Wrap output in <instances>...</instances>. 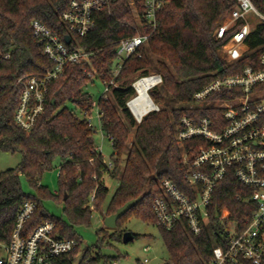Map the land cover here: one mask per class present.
Listing matches in <instances>:
<instances>
[{"label": "trees", "instance_id": "16d2710c", "mask_svg": "<svg viewBox=\"0 0 264 264\" xmlns=\"http://www.w3.org/2000/svg\"><path fill=\"white\" fill-rule=\"evenodd\" d=\"M253 2L264 12V0ZM70 3L71 0H0V50L11 53L9 59L0 63V154L12 152L22 156L16 167L0 171V243L10 241L17 213L30 200L36 207L26 231L53 222L60 237L77 241L76 248L62 255L57 264H74L83 243L78 227L90 225L93 210L102 208L109 193L105 182L109 174L119 177V184L108 203L106 216L128 200L145 195L119 218L112 232L108 228L98 230L102 238L87 246L79 262L99 264L104 259L108 263L110 256L101 252L103 238L122 241L123 225L131 215L158 225L153 204L164 195V179H171L185 193L191 195L194 191L185 177L188 164L183 154L191 146L196 152L200 142H178L181 119L188 116L198 123L202 117L210 116L213 128L226 125L222 109L212 103L230 93L214 94L203 105L195 103L194 94L216 77L241 72L247 65L260 66L264 23H256L248 35V51L228 61L222 55L223 45L241 22L223 38H218L216 31L236 0H165L155 26L145 24L140 0L134 4L130 0H109L102 10L94 12L95 25L83 36L74 35L62 18ZM34 19L43 21L65 42L70 35V47L81 46L92 52L91 63L96 73L90 75L82 64L66 67L61 76L48 82L45 111L35 126L26 130L14 119L22 91L18 79L26 74H42L54 66L33 36ZM141 30L150 33L147 43L140 48L142 55L132 54L124 62L115 76L119 86L98 99L99 126L91 124L86 112L94 110V100L88 87L96 77L102 81L114 77L117 41ZM151 71L163 76V83L149 90L152 99L162 106L146 113L138 122L127 105L135 93L131 77ZM99 129L112 142L113 168L98 149L95 134ZM57 159L58 189L52 191L42 183V178L55 167ZM22 176L30 191L24 189ZM251 195L252 189L241 183L231 169L213 192L208 205L209 220L200 234L191 233L184 221L170 230L158 225L169 252L164 264H210L213 248L228 242L229 222L243 224L253 214L254 204L247 201ZM49 200L62 204L67 218L51 213L46 206Z\"/></svg>", "mask_w": 264, "mask_h": 264}, {"label": "built area", "instance_id": "2783aa9c", "mask_svg": "<svg viewBox=\"0 0 264 264\" xmlns=\"http://www.w3.org/2000/svg\"><path fill=\"white\" fill-rule=\"evenodd\" d=\"M130 2L134 4L135 0ZM140 2L143 5L142 18L145 24L155 26L158 11L165 0ZM108 3L109 0H71L62 18L74 35L83 36L95 25L94 12L102 10ZM239 22V29L223 45L222 55L228 61L248 51L246 39L256 23H264V12L259 10L253 0H236L228 20L217 29V37H225ZM31 25L33 36L42 52L54 61V66L42 74H26L18 79L22 91L14 119L17 125L26 130L33 128L38 117L45 111L48 82L61 76L66 67L82 64L90 75L96 73L91 63L92 52L81 46L70 47L58 33L39 19H34ZM149 37L150 33L141 30L117 41L112 69L114 77L109 81L103 80L104 94L111 93L113 88L119 86L115 76L132 54L142 55L140 48ZM10 56L9 51L0 50V63ZM148 77L154 79L151 88L163 83V76L159 72L143 75L137 80ZM223 92L230 94L215 100L212 105L222 109L226 125L213 128L214 121L210 116L202 117L198 123L188 116L181 119L178 142L184 144L186 140L192 139L200 142L196 152L195 147L191 146L183 154L184 162L188 164L185 177L194 186V191L191 195L185 193L171 179L166 178L161 184L164 195L155 199L153 208L159 226L170 230L184 221L190 232L198 235L209 220L208 205L215 188L233 169L237 179L252 189V195L247 201L254 204V212L243 224L238 221L229 222L226 228L228 242L213 248L210 264H264V52L260 56L259 67L247 65L241 72L216 77L194 94V100L196 104L203 105L214 94ZM135 95L127 102L130 110L129 102ZM152 101L155 107L150 111L159 110L160 106ZM93 105L97 108L96 116L100 121L98 102L93 101ZM92 112H86L91 124ZM134 117L138 122L143 118ZM217 123L220 125L219 121ZM107 162L113 168L111 160ZM91 200H94V196ZM35 207L36 204L30 200L20 207L10 241L0 243V264H57L62 255L76 248V239L60 237L51 221L27 232L26 224L34 214ZM231 223H235L233 231L230 229ZM145 249L149 250V247ZM148 262V257L140 260V264Z\"/></svg>", "mask_w": 264, "mask_h": 264}, {"label": "rangeland", "instance_id": "374dc122", "mask_svg": "<svg viewBox=\"0 0 264 264\" xmlns=\"http://www.w3.org/2000/svg\"><path fill=\"white\" fill-rule=\"evenodd\" d=\"M228 17L229 15H227V17L222 23L226 22V20H228ZM153 72L156 71H151V73ZM139 77H141V74L139 73L131 77L133 81L132 85ZM88 90L91 93L93 100L95 102H98V99L105 91V84L99 77H96L95 83L91 84L88 87ZM135 94H137L136 89L134 95ZM159 106L161 108L162 105ZM96 111L97 108L94 107V110L92 112V123L99 126V120L96 116ZM132 137L133 132L131 133L130 140H132ZM95 139L98 147L104 155V158L106 160L110 159L111 154L113 152L112 142L110 141V139L105 136V134L100 129L95 134ZM21 159L22 156L20 153H1L0 171L16 167L20 163ZM58 166L59 159L55 161V167L52 170L47 171L42 178V183L47 185L52 191H56L58 189ZM21 179L24 189L26 191H30L31 189L28 186L25 178L22 176ZM105 182L106 185L109 187V193L106 196L102 208L100 210H93L90 225L78 227V232L80 233L83 239V243L79 253L77 254L74 264H79L84 252L86 251L87 246H91L100 241L102 236L99 235L98 230L102 228L107 229L104 223V218L106 216V208L119 184V177H113L107 174L105 176ZM46 206L54 215L58 217L67 218L66 214L63 211L62 204H57L49 200L46 201ZM234 228L235 223H231L230 229L233 231ZM123 229L125 231H131L134 235H138V237H134L133 240L127 243H125L123 240L118 241L115 239H110L109 237H107L105 240L103 238L101 252L105 255L110 256V261L107 263L103 259L100 261L99 264H114L115 261L117 262V264H140V260L146 257L149 258L148 264H164L168 260L169 252L164 243L161 230L158 225L151 222H147L140 216L133 214L124 223ZM108 230L111 232L113 231V229ZM146 247H149V250H146Z\"/></svg>", "mask_w": 264, "mask_h": 264}, {"label": "bare ground", "instance_id": "6f19581e", "mask_svg": "<svg viewBox=\"0 0 264 264\" xmlns=\"http://www.w3.org/2000/svg\"><path fill=\"white\" fill-rule=\"evenodd\" d=\"M153 83L154 79L152 77L142 78L135 82L137 94L134 99L129 102V106L138 118H141L155 107V104L149 95V90Z\"/></svg>", "mask_w": 264, "mask_h": 264}, {"label": "water", "instance_id": "95a60500", "mask_svg": "<svg viewBox=\"0 0 264 264\" xmlns=\"http://www.w3.org/2000/svg\"><path fill=\"white\" fill-rule=\"evenodd\" d=\"M66 41H67V43H70V41H71L70 35L66 36ZM54 102H55V96L52 97V103H54ZM149 192H150V190L147 191V193H149ZM144 195L145 194H142L136 198H132V199L128 200L122 206L117 208V210L114 213L105 216V218H104L105 226L108 229H116L117 225H118L119 218L122 217L131 207L135 206L139 201H141L143 199ZM134 237H135V235L131 231L126 230L123 234V241L125 243H127V242L133 240Z\"/></svg>", "mask_w": 264, "mask_h": 264}]
</instances>
